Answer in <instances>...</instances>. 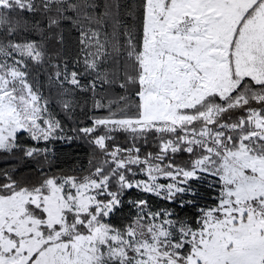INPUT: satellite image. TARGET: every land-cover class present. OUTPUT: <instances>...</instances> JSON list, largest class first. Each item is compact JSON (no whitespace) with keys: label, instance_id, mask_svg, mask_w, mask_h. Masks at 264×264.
I'll use <instances>...</instances> for the list:
<instances>
[{"label":"snow or ice","instance_id":"snow-or-ice-1","mask_svg":"<svg viewBox=\"0 0 264 264\" xmlns=\"http://www.w3.org/2000/svg\"><path fill=\"white\" fill-rule=\"evenodd\" d=\"M0 264H264V0H0Z\"/></svg>","mask_w":264,"mask_h":264}]
</instances>
